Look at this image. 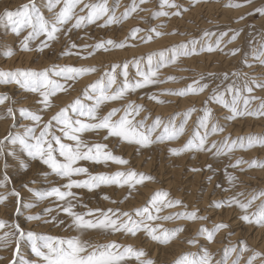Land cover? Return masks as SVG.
Here are the masks:
<instances>
[{
  "label": "snow or ice",
  "instance_id": "obj_1",
  "mask_svg": "<svg viewBox=\"0 0 264 264\" xmlns=\"http://www.w3.org/2000/svg\"><path fill=\"white\" fill-rule=\"evenodd\" d=\"M147 0H132L130 5L125 8L121 15L117 16L114 9L108 5V0H100V2H91V0H47V11L51 14L46 16L40 11L35 0H28L18 6L16 9H5L0 13V24L10 26L12 33L20 39V50L23 52H31L33 50L43 52L44 49L50 48L53 42H58L61 35L66 40L63 55L79 56L82 59L95 56L97 54H107L114 50H123L127 47H135L130 41L140 40L143 43H150L154 38L165 35L157 30L156 27L143 29L134 27L129 30L123 40H115L112 38L102 39L93 44L78 45L72 40L71 34L74 31L86 28L90 24L99 23L98 26L105 28L113 24H121L127 20L133 13L145 11L140 6L145 4ZM201 0H189L188 7L176 2V0H160V8L173 9L174 11H154L152 18L181 16L183 12L189 11ZM252 0H240L233 2L229 0L225 7L241 8L248 6ZM259 14L264 16V7L254 9L249 15ZM246 19L241 15L236 22ZM164 27V25H160ZM243 29H231L221 31L218 34L209 30H204L200 39H190L187 42H181L177 45L170 46L163 50L148 53L139 58H133L132 61H123L110 63L105 66L104 71L98 79L86 85V89H90L94 95H90L87 90L83 92L86 100L92 101L91 104L85 103L78 96L72 102L56 111L49 119L43 118V113L54 107V100L58 93H67L72 83L79 78L89 74L96 73L100 69L96 66H72V65H52L42 70L31 68H16L14 70H0V85H14L23 90L26 94L36 97L34 103L38 106L31 109L27 106L15 107V100L6 93H0V106L7 103V107L2 119L16 120L19 113L30 124L21 125L22 132L13 131L15 124L9 127L6 135L0 138V156L5 155L6 145L19 146L33 160H38L45 165L49 172L44 173L45 176L55 175L65 182L59 186L50 187L45 191H34L28 188L27 184L22 187L33 192L37 201H45L51 198L57 202L56 207L45 208L44 216L40 214L28 215V221H43L45 224L53 223L57 225L64 224V220H58L59 213H64L69 218V228L75 229L79 233L96 232L99 235L110 236L121 234L123 236L136 237L138 233L143 234L151 241L160 245H167L174 239L179 237L185 229L177 226L172 229L163 228L155 221H175L184 220L190 222L207 221L208 216L201 215L198 208L192 210L179 211L169 213L168 215H158L165 208H176L181 206L187 209V205L179 199H169V193L166 191H155L145 205L135 208L132 211H122L119 208H89L86 204L81 203L77 190H87L92 192L101 186H117L123 188L127 186L129 194L136 185H143L145 181H151L154 178L144 173H137L134 169L127 171H115L114 173L90 172L81 162H88L92 165L109 166L128 165L129 161L120 155H115L108 145L103 142H89L82 138L86 132L99 133L103 130L106 134L103 140L109 138H118L122 143L136 145L139 148H148L156 143H164L165 141H174L184 134L188 120L192 114L197 112L196 107H190L182 113H174L164 123L161 117L157 116L149 125L146 123L148 117L144 119H136L143 111V105L129 101L122 108L113 107L106 114L100 116L98 112L102 105L120 101L130 92H136L138 89L146 88L150 85L164 83L166 81L159 80L158 74L162 67L175 63L182 56L199 55L200 53H214L216 51L223 52L221 47L224 38L232 33L227 43H232L237 39ZM26 33V34H24ZM143 33V35H140ZM167 34H182L175 30ZM216 36L215 42H211V37ZM40 40L36 48L33 49L30 44L33 41ZM261 50L253 49V57L258 64L264 68V44ZM241 51L240 48L231 49L226 55L235 56ZM171 53V57H169ZM6 56H12V50L5 53ZM146 59L149 70L144 72L141 70V63ZM129 63L133 64L137 69V75L140 79L132 82L129 80ZM242 63L249 68L253 64L249 63L245 57ZM216 74H201L198 79L192 81L184 88L165 89L159 94L151 93L148 99L157 103H168L159 99L160 95H175L185 97L190 94L198 95L204 93L209 88L208 83H203L207 77H214ZM242 79L243 84L238 85L235 80L221 91L219 86L213 88L210 95L203 102L204 106L200 111L202 115L197 118L198 126L201 131H194L192 136L182 147H171L169 152L172 155H181L187 151L209 152L214 157L228 155L236 149L248 150L257 146L264 147V137L249 135L247 137H237L232 139L226 136L223 141H211L209 138L224 131V128L214 122V113L212 108L208 107V103L212 102L227 109L226 118L235 120L237 117L254 116L264 117V99L256 96H245L244 93L251 94L254 88L264 89V80L258 79L256 76H249L246 72L234 70L231 73L222 74L224 81L231 77ZM118 77H123L118 83ZM168 80H176V77H168ZM63 81V82H61ZM115 86V87H114ZM230 97V99L228 98ZM25 96V100H27ZM260 100L259 107L256 109L249 108L251 100ZM241 102L243 107H241ZM118 113H122L117 117ZM177 116L183 118V123L177 127L175 119ZM162 129V131H161ZM7 155L14 156L15 151H8ZM241 164H248L249 168H264V161L251 160L245 161L243 158H237L235 163L226 166L225 175L232 187H235L237 177L229 174L227 168H238ZM27 167L26 165L24 166ZM5 168L7 165L5 164ZM209 170L212 166L207 165ZM201 169H192V171H200ZM245 171V169H240ZM84 177V178H78ZM212 177H209L211 181ZM9 177L5 174L3 180H0V188L6 187ZM217 187H220L217 184ZM228 191V189H224ZM8 195L16 198L14 209L15 214L21 212L20 192L12 189L7 195L0 193V204H3ZM244 196L243 192H238L234 196L212 201L209 207L215 209L237 207L241 211L240 219L249 225L264 227V190H260L247 198L240 199ZM111 203H123V200H112L108 195L102 197ZM127 199V196L125 197ZM259 201V203H256ZM77 205L86 209V211H76ZM25 208L36 207L35 203L23 205ZM56 212L57 215H52ZM45 217H50L46 219ZM229 228L224 222L214 223L211 228L201 225L195 234L186 239V243L191 247H197L198 251H189L182 253L173 264H230V255L237 253L236 259L231 260V264H241L244 253H251L245 264H255L257 259L264 260V252L251 249L245 240L238 242L239 247L235 245L225 246L223 255L216 259L214 254L204 245L200 244L203 238L208 244L215 241L217 233L223 229ZM0 229H10L0 234V250H11V259L8 264H17V257L20 255L21 242L27 240L31 244V251L37 258L30 264H156V262L148 257L147 252L143 248H135L133 245H124L115 240L105 243H98L91 239H81L79 236L69 238L45 236L35 231H25L19 223H8V221L0 219ZM232 235V233H229ZM5 257L0 256V260ZM28 264V262H22Z\"/></svg>",
  "mask_w": 264,
  "mask_h": 264
},
{
  "label": "rangeland",
  "instance_id": "obj_2",
  "mask_svg": "<svg viewBox=\"0 0 264 264\" xmlns=\"http://www.w3.org/2000/svg\"><path fill=\"white\" fill-rule=\"evenodd\" d=\"M28 0H0V13L5 9H16L18 6L27 3ZM91 2H100V0H91ZM132 0H108V5L114 9L116 15L119 16L124 12L125 8L130 5ZM138 2V0H137ZM177 3L188 7L189 0H176ZM229 0H201L200 3L190 8L189 11L183 12L181 16L159 17L152 18L154 11H174L173 9L160 8V0H147V2L140 7L145 11L133 13L127 20L121 24H113L108 27H99V23L90 24L86 28L74 31L71 38L78 45L93 44L102 39L112 38L117 41L123 40L130 29L140 27L147 29L149 27H156L158 31L166 33L162 37L154 38L150 43H143L140 40L130 41L135 47H127L123 50H114L107 54H97L87 59H82L79 56L63 55L66 40L61 35L58 42H53L50 48L44 49L43 52L31 51L23 52L20 50V39L16 37L10 26L0 24V70H14L16 68H31L42 70L52 65H72V66H96L100 69L96 73L86 75L79 78L72 83L71 88L67 93H58L54 100V107L43 113L45 120L49 119L61 107L66 106L78 96L85 103L91 104L84 98L83 92L87 90L90 95H94L90 89H86V85L92 83L100 77L106 65L115 62H123L125 60L132 61V59L145 56L148 53L163 50L181 42H187L190 39H200L204 30H209L214 33L227 31L231 29H243L237 39L232 43H227L232 35L224 38L221 47L223 52L216 51L214 53H200L199 55L182 56L175 63L168 64L160 69L158 79L166 81L156 85H150L143 89H138L136 92H130L126 97L120 101L109 102L101 106L98 115L106 114L111 108H122L129 101L143 105V111L136 119H144L148 117L146 123L151 124L155 117L162 118L164 123H167L169 118L174 113H182L190 107H196L197 112L193 113L185 128L183 135L174 141H165L164 143H156L148 148H139L136 145H129L122 143L118 138H109L103 140L106 134L101 130L98 134L94 132H86L82 138L89 142H103L106 143L115 155H120L129 161L128 165L120 166L110 164L105 167L102 165H92L88 162H81L85 167H88L90 172H105L114 173L115 171H127L134 169L137 173H144L152 176L154 179L145 181L143 185H136V187L129 194L127 186L123 188L113 186H101L92 192L81 189L77 191L81 203L86 204L89 208H119L122 211H132L135 208L145 205V202L150 199L151 195L158 190L168 192L169 199H179L187 205V209L178 206L176 208H165L158 215H168L169 213L192 210L198 208L201 215L208 216L207 221L190 222L184 220L175 221H155V224L162 225L163 228L172 229L177 226H182L185 231L179 234V237L174 239L167 245H160L147 238L143 232L138 233L136 237L123 236L115 234L110 236L99 235L96 232L79 233L75 229L69 228V218L64 213H59L58 220H64V224L57 225L53 223L45 224L43 221H28V215L40 214L44 216V209L48 207L55 208L56 201L54 198L37 201L33 192L28 191L22 185L27 184L28 188L34 191H45L50 187L59 186L65 181L55 175L45 176L44 173L50 170L38 160H33L24 152L18 145H6L5 155L0 156V180H3L6 174L9 181L6 187L0 188V193L7 195L12 189L20 192L21 212L19 215L15 214L14 196L8 195V199L0 204V219L8 221V223H19L25 231H35L40 235L69 238L79 236L81 239H91L98 243H105L115 240L124 245H133L135 248H143L148 257L153 259L156 264H173V262L184 252L198 251L197 247L189 246L185 241L187 238L193 236L201 225L211 228L214 223L224 222L229 225V228L221 230L217 233L215 241L208 244L203 238L200 239V244L206 246L219 259L223 255V249L228 245H235L239 247L238 242L245 240L248 246L255 250L264 252V227L249 225L240 219L241 211L237 207L215 209L209 207L212 201L225 199L234 196L238 192H243L244 196L240 197L242 200L250 198V196L260 190H264V168L252 167L248 164H241L238 168H227V172L237 177L235 187H232L225 175L226 166L235 163L237 158H243L245 161L261 160L264 161V147H255L248 150L236 149L228 155L214 157L209 152L202 151H187L181 155H172L169 152L171 147H182L187 140L192 136L194 131H201L198 126L197 118L203 113L200 111L204 106V101L212 92L213 88L222 91L227 84L236 81L238 85L243 84L242 79L231 77L224 81L222 74L225 72L231 73L234 70H239L242 73L246 72L249 76H256L258 79L264 80V68L254 60L253 49L261 50V45L264 44V16L259 14L249 15L254 9L264 7V0H252L248 6L241 8L225 7ZM233 2H240V0H233ZM37 8L44 12L46 16L51 14L47 11V0H35ZM241 15L246 16V19L236 22ZM164 25V27H160ZM175 30L182 34H167ZM26 34V33H24ZM140 35H143L141 33ZM31 42L30 46L35 49L40 40ZM216 36L211 37V42H215ZM240 48L241 51L235 56L226 55L231 49ZM12 50V56H6L5 53ZM15 53V54H14ZM171 57V53H169ZM247 58L248 62L253 64L252 68L246 67L242 60ZM141 70L147 72L149 66L146 59L141 63ZM129 80L135 82L140 79L137 75L136 67L129 63ZM214 73V77H207L203 83H208L209 88L204 93L198 95H188L185 97H178L175 95H160L159 99L170 101L168 103H157L148 99L151 93L159 94L165 89H180L192 83L193 80L198 79L201 74ZM168 77H176V80H168ZM123 77H118V83ZM63 82V81H61ZM115 87V86H114ZM6 92L12 100L17 102L15 107L21 105L35 109L38 106L34 103L36 97L31 94H26L23 90L14 85H0V93ZM21 95V96H20ZM245 96H256L264 99V89L254 88L253 93H244ZM24 96V97H23ZM27 96V100H25ZM230 99V97H228ZM260 100H251L249 108L256 109L259 107ZM208 107L212 108L214 113V122L224 128V131L214 134L209 138V143L213 140L223 141L226 136L232 139L237 137H247L255 135L264 137V117L243 116L237 117L235 120H229L226 117L230 115L227 109L215 103L209 102ZM241 107L243 103L241 102ZM7 103L0 106V114H3ZM122 113H118L117 117ZM23 117L17 113L16 120L0 118V138L6 135L10 126L15 124L13 131L22 132L21 125L30 124ZM183 123V118L177 116L175 124L179 127ZM162 131V129H161ZM8 151H15L14 156L7 155ZM5 164L7 168H5ZM212 166V170L207 168V165ZM27 166L26 168L24 166ZM192 169H201L200 171H192ZM240 169H245L241 171ZM209 177H212L209 181ZM84 178V177H78ZM171 180V181H170ZM256 180V181H255ZM217 184L220 187H217ZM228 189V191H224ZM108 195L112 200H123V203H111L102 197ZM127 196V199L125 197ZM35 203L34 208H25L23 205ZM259 203V201H256ZM76 211L83 212L86 209L77 205ZM52 215H57L53 212ZM50 219V217H45ZM10 229H0V234ZM232 233V235H229ZM219 249V250H218ZM251 253H244L241 259V264H245L247 257ZM0 256L5 257L0 260V264H8L11 259V250H0ZM237 253L230 255L231 260L236 259ZM37 258L31 251V244L24 240L21 242V251L17 257V264L36 260ZM130 264H135L131 261ZM255 264H264V260L257 259Z\"/></svg>",
  "mask_w": 264,
  "mask_h": 264
},
{
  "label": "bare ground",
  "instance_id": "obj_3",
  "mask_svg": "<svg viewBox=\"0 0 264 264\" xmlns=\"http://www.w3.org/2000/svg\"><path fill=\"white\" fill-rule=\"evenodd\" d=\"M2 1V0H1ZM15 54V53H14ZM21 96V95H20ZM24 97V96H23ZM171 181V180H170ZM256 181V180H255ZM219 250V249H218ZM245 263V262H244Z\"/></svg>",
  "mask_w": 264,
  "mask_h": 264
}]
</instances>
